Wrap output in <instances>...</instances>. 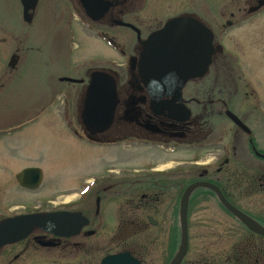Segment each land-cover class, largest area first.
<instances>
[{
  "label": "flooded vegetation",
  "instance_id": "obj_1",
  "mask_svg": "<svg viewBox=\"0 0 264 264\" xmlns=\"http://www.w3.org/2000/svg\"><path fill=\"white\" fill-rule=\"evenodd\" d=\"M100 1L111 3L106 14L97 21L86 15L101 25L96 38L126 62L122 70L94 71L114 76L120 103L104 133L85 129L83 109L79 121L89 143L124 147L127 155L73 186L0 211V224L47 218L0 245V264H264V234L230 209L264 229V109H248L254 92L239 73L248 42L264 46V0ZM45 2L26 18L20 0L22 21L37 23ZM178 18L205 27L215 52L203 76L158 104L140 72L145 42ZM192 44L202 45L199 37ZM20 51L8 68H17ZM80 81L86 93L89 79ZM150 149L181 157L159 161Z\"/></svg>",
  "mask_w": 264,
  "mask_h": 264
},
{
  "label": "rangeland",
  "instance_id": "obj_2",
  "mask_svg": "<svg viewBox=\"0 0 264 264\" xmlns=\"http://www.w3.org/2000/svg\"><path fill=\"white\" fill-rule=\"evenodd\" d=\"M46 1L39 10L43 16L31 26L17 12L20 0L0 1V79L7 75L0 93V211L73 186L101 172L110 159L127 155L124 147L85 140L79 121L85 85L62 80H87L95 69L122 70L119 65L126 60L96 38L101 25L92 23L79 1ZM18 49L17 68H8ZM245 52L248 62L239 73L248 76V91L254 92L248 109H264V46L249 41ZM149 153L159 161L181 157L152 149ZM28 167L44 173L38 191L22 189L17 182L18 173Z\"/></svg>",
  "mask_w": 264,
  "mask_h": 264
},
{
  "label": "water",
  "instance_id": "obj_3",
  "mask_svg": "<svg viewBox=\"0 0 264 264\" xmlns=\"http://www.w3.org/2000/svg\"><path fill=\"white\" fill-rule=\"evenodd\" d=\"M26 18L36 8L38 0H22ZM86 14L94 21L100 20L111 6L110 2L100 0H80ZM199 37L202 45L198 49ZM215 49L212 45V34L203 26H197L190 20L178 18L170 21L162 30L153 33L145 42V49L140 64L143 82L155 102L161 103L165 96L174 100L191 78L203 76L212 61ZM68 82H81L65 78ZM120 103L117 82L114 76L106 71L92 72L86 90L82 111V122L91 135H98L109 130L115 119ZM43 171L37 167L26 168L17 175L18 183L28 190H37L43 183ZM196 186V185H195ZM195 187H191L190 191ZM247 226L264 234V229L254 223L238 209L230 208ZM47 223L43 217H17L5 220L0 224V245L16 240L27 234V226ZM18 228V231L16 230ZM14 229V230H13ZM186 249L182 248L177 260Z\"/></svg>",
  "mask_w": 264,
  "mask_h": 264
}]
</instances>
